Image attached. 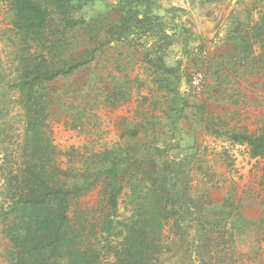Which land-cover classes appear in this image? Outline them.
<instances>
[{
	"label": "rangeland",
	"instance_id": "obj_1",
	"mask_svg": "<svg viewBox=\"0 0 264 264\" xmlns=\"http://www.w3.org/2000/svg\"><path fill=\"white\" fill-rule=\"evenodd\" d=\"M152 10L169 39H156L161 49L151 59L145 52L152 38L121 25L119 14L101 0L71 14L79 21L71 29L54 13L47 22L49 38L61 40L52 50L46 44L48 65L83 62L44 83L40 93L49 164L91 184L72 203L71 222L101 247L106 169L113 156L126 155L128 175L155 172L169 182L171 196L175 187L181 195L180 224L171 228L170 218L163 227L155 264H264V160L228 139L264 129V34L244 42L228 38L226 29L227 22L232 30L239 24L254 36L251 27L262 23L264 0H152ZM188 14L196 31L182 23ZM13 19L9 1L0 0V212L4 176L23 166L25 120L16 86L41 57ZM158 56L171 72L158 69ZM123 179L120 218L131 208L129 176ZM11 258L0 233V264Z\"/></svg>",
	"mask_w": 264,
	"mask_h": 264
},
{
	"label": "trees",
	"instance_id": "obj_2",
	"mask_svg": "<svg viewBox=\"0 0 264 264\" xmlns=\"http://www.w3.org/2000/svg\"><path fill=\"white\" fill-rule=\"evenodd\" d=\"M7 1L14 13V29L27 45L40 47L36 50L41 56L33 66L29 64L31 67L22 74L23 78L16 86L24 111L25 134L20 147L23 166L4 176L6 195L0 212V233L12 251L8 264H155L160 253L163 227L170 218H173L171 228L178 227L181 221V195L176 187L171 196L169 182L157 179L155 172L149 170L143 171L142 178L135 174L130 176L124 166L129 158L126 155L121 158L113 156L103 182L107 212L99 233L105 236L101 247H97L82 236V228L72 223L69 216L72 203L90 189V182L75 180L69 171L54 163L49 164L48 126L40 93L44 83L71 73L83 62L53 68L48 65L46 55H49L50 48L46 44L52 50L60 45L61 40L54 43L49 38L47 22L54 13L60 17L63 28L71 29L79 24L71 14L93 6L95 0ZM106 1L101 0L119 14L121 25L152 38V48L145 52L147 59H151L152 53H159L161 47L156 39H169V36L161 19L152 14V0ZM261 21L251 27L252 37H247L244 26L237 24L232 30L227 22V37L244 42L250 38L260 40L264 34V18ZM245 47L244 53L249 56L252 43ZM156 65L158 69L171 72L163 66L159 56ZM228 139L244 145L252 159L264 160V129L256 134L232 133ZM127 176L130 215L120 218L118 197L123 188V177ZM261 179L264 182V165ZM106 256L110 259L104 260Z\"/></svg>",
	"mask_w": 264,
	"mask_h": 264
},
{
	"label": "water",
	"instance_id": "obj_3",
	"mask_svg": "<svg viewBox=\"0 0 264 264\" xmlns=\"http://www.w3.org/2000/svg\"><path fill=\"white\" fill-rule=\"evenodd\" d=\"M182 23L191 31H196V24L189 14L182 18Z\"/></svg>",
	"mask_w": 264,
	"mask_h": 264
},
{
	"label": "built area",
	"instance_id": "obj_4",
	"mask_svg": "<svg viewBox=\"0 0 264 264\" xmlns=\"http://www.w3.org/2000/svg\"><path fill=\"white\" fill-rule=\"evenodd\" d=\"M197 77L199 78V75H197L196 78L193 77V85H195V86H198L199 82H200V79H197Z\"/></svg>",
	"mask_w": 264,
	"mask_h": 264
}]
</instances>
